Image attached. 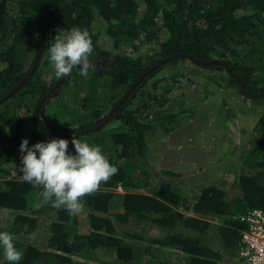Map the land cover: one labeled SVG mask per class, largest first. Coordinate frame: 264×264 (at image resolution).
<instances>
[{
    "label": "trees",
    "instance_id": "trees-1",
    "mask_svg": "<svg viewBox=\"0 0 264 264\" xmlns=\"http://www.w3.org/2000/svg\"><path fill=\"white\" fill-rule=\"evenodd\" d=\"M53 20L65 23L52 24L61 26L65 35L67 27L89 31L94 45L90 59L95 63L111 53L113 57L99 70L89 68L87 76L73 69L43 101L38 117L54 131L98 126L139 76L179 53L222 61L245 82V92L264 91V0H0V98L28 74L40 34ZM60 33L46 30L33 75L0 102V126L10 131L0 132V213L10 223L0 231L10 232L24 251L21 264H219L223 252L208 236L215 226L212 221L218 222L227 259H236L241 214L253 207L264 209V94L248 96L222 66L195 64L205 71L204 84L222 86L228 81L260 112L255 122L240 120L242 129L236 131L243 133L244 141L225 149L229 155L241 150L242 169L232 174V181L222 179V187L203 185L184 193L179 183L162 176L155 180L145 168V133L152 131L146 117L168 103L180 100L185 106L184 93L194 86L186 63L193 62L177 57L157 67L105 126L73 136L98 144L119 171L83 198L82 212L70 215L44 204L42 189L24 182L20 173L19 145L24 138L29 146L65 138L75 154L72 136L47 131L34 114L42 96L61 79L48 63V48ZM102 40L111 46L105 48ZM176 90L180 94L173 95ZM205 91L209 93L207 86ZM165 114L157 135L171 137L182 119H176L177 112ZM232 117L225 118L228 126L235 123ZM228 184L237 187L230 199ZM44 225L48 233L38 239ZM0 262L7 264L2 252Z\"/></svg>",
    "mask_w": 264,
    "mask_h": 264
},
{
    "label": "rangeland",
    "instance_id": "rangeland-1",
    "mask_svg": "<svg viewBox=\"0 0 264 264\" xmlns=\"http://www.w3.org/2000/svg\"><path fill=\"white\" fill-rule=\"evenodd\" d=\"M61 28L59 25L50 26V29L61 31L60 34L65 35L64 30ZM101 43L105 48L111 46L108 40H102ZM111 58H113L112 53L107 58H100L99 63H95L90 59V68L99 70L103 62ZM186 64H188L187 69L191 72L190 75L192 74V79L194 80V86H188V89L184 93V96H187V109L184 110L185 106L179 100L176 104L173 102L175 105L168 103L163 108H155L146 117V120L151 122V129L154 131L145 133L146 149L144 151V165L155 180L158 179V176H162L166 180L179 183L178 185L184 193H191L192 188L196 187L198 189L209 183L222 187V179L232 181L234 177L232 174H237L242 169V165L238 161L241 150L238 149L233 155H229L225 149L235 144L238 145L237 141L238 143L244 141L243 137H241L243 133H238L239 126L242 129L240 120L244 119L246 124L248 121L255 122L260 109L253 110L256 108V104L241 97L239 91L228 81H223L222 86L204 84L203 77H205V71L199 67H195L196 65L193 63L187 62ZM192 68L195 71V75H193ZM223 75L227 77L225 73ZM206 86L209 89L208 94L205 91ZM192 88H194L193 91H190ZM178 94H180L178 90L173 92V95ZM170 106L172 107L169 108ZM175 106H180V110L179 108L175 109ZM191 107L193 109H190ZM181 110H183V114L178 113ZM167 112H177L178 118L176 119H182V124L171 132V137L165 135L158 136L157 134L162 130L159 127V123ZM227 117H232L230 119L235 120V123L228 126ZM233 120H230V122ZM115 123L116 125L119 124L118 120ZM253 125H249L250 128ZM6 129L5 126H0V132L10 135V131L8 129L6 131ZM8 163L12 164L11 162ZM145 168L143 167L142 171H145ZM209 170H211V174ZM206 171L208 173L204 174ZM203 174L206 178L202 177ZM227 188V198L230 199L236 193L237 187L228 184ZM212 222L215 226L209 230L208 236L214 246L223 252L219 264H233L234 259L228 260L222 248L223 241L218 236V222ZM9 224H7L6 218L2 216L1 212L0 227L4 228ZM46 226L44 225L40 229L38 239L47 235L48 228ZM135 229L138 230L136 227ZM149 235L145 233V236ZM100 256L102 257L103 255Z\"/></svg>",
    "mask_w": 264,
    "mask_h": 264
},
{
    "label": "clouds",
    "instance_id": "clouds-1",
    "mask_svg": "<svg viewBox=\"0 0 264 264\" xmlns=\"http://www.w3.org/2000/svg\"><path fill=\"white\" fill-rule=\"evenodd\" d=\"M48 53V63L57 78L71 75L72 70L76 68L80 69L81 76H87L91 66L90 58L94 55L92 37L85 28H71L66 35L57 34L54 37ZM186 107L187 101L184 110ZM176 108L180 110V106H175ZM69 143L65 138H52L29 146V140L24 138L19 145V151L22 154V180L42 189L44 204H50L56 209L63 208L72 215L82 212L83 198L97 192L102 183H107L118 174L119 169L110 162L98 144H89L73 137L71 144L75 154H72L69 151ZM210 185L216 184L209 183L205 187ZM40 206L41 204H37V208ZM255 208L258 207L250 208L240 216L239 223L242 227L237 250L241 231L244 229L241 217ZM0 252L7 264H21L24 258V251L16 247L13 236L8 231H0ZM235 258L233 264H238V255Z\"/></svg>",
    "mask_w": 264,
    "mask_h": 264
},
{
    "label": "water",
    "instance_id": "water-1",
    "mask_svg": "<svg viewBox=\"0 0 264 264\" xmlns=\"http://www.w3.org/2000/svg\"><path fill=\"white\" fill-rule=\"evenodd\" d=\"M56 22H60L61 24H64L65 23L63 21H57V20H53L51 21L50 23H48L45 28L42 30L41 34H40V38H39V44H38V48H37V52L35 54V57L33 59V63L31 65V68L28 72V74L19 82L18 85L14 86L5 96H3L2 98H0V102L4 101L8 96L12 95L14 92H16L22 85H24L30 78L31 76L33 75L36 67H37V64H38V61L40 59V54H41V51H42V48H43V39H44V34L46 32V30L51 26V24L53 23H56ZM67 30L69 31L70 29L67 27ZM177 57H185L187 58L188 60H190L191 62H193L194 64H197V65H201V66H209V65H219V66H222L224 67L227 72L232 75V77L234 78V81L239 84L241 90H243L245 92V82H242L238 77H236L234 74H233V69L230 68L226 63L222 62V61H218V60H211V61H201L200 59H197L195 57H193L191 54H188V53H179V54H174V55H171V56H168L162 60H160L159 62H157L154 66H152L150 69H148L144 74H142L141 76H139V78L135 81V83L129 88V90L126 92V94L122 97V99L117 103V105L112 109L110 110V112L106 115V117L103 119V121L101 123L98 124V126L96 127H92V128H89V129H86V130H83V131H76V132H70V133H65V132H58V131H54L50 128H48L47 126L43 125V123L41 122V120L39 119L38 117V112H39V109L43 103V101L51 94L53 93L55 90H57L65 81V79L67 77H64V78H61L57 83H55L51 89L48 90L47 93H45L38 106L36 107L35 109V120L36 122L44 127L47 131L49 132H53V133H57L59 135H63V136H78V135H82V134H85V133H88V132H94V131H97L99 130L100 128H102L104 125H106L109 120L111 119V117L114 115V113L117 111L118 108H120L124 102L126 101L127 97L133 92V90L135 89L136 85H138V83L144 78L145 75H147L148 73H150L151 71H153L154 69H156L157 67L161 66L162 64L168 62L169 60H172V59H175ZM248 96L250 97H257L259 95H262L264 94V91L261 92V93H258V94H255V93H248V92H245Z\"/></svg>",
    "mask_w": 264,
    "mask_h": 264
},
{
    "label": "built area",
    "instance_id": "built-area-1",
    "mask_svg": "<svg viewBox=\"0 0 264 264\" xmlns=\"http://www.w3.org/2000/svg\"><path fill=\"white\" fill-rule=\"evenodd\" d=\"M244 229L238 246V264H264V210L255 208L241 217Z\"/></svg>",
    "mask_w": 264,
    "mask_h": 264
}]
</instances>
